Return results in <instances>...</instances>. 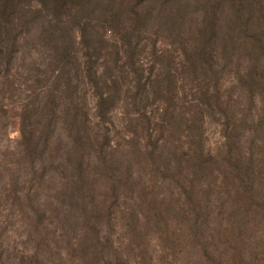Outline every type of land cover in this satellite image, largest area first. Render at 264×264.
I'll list each match as a JSON object with an SVG mask.
<instances>
[{
    "label": "trees",
    "instance_id": "obj_1",
    "mask_svg": "<svg viewBox=\"0 0 264 264\" xmlns=\"http://www.w3.org/2000/svg\"><path fill=\"white\" fill-rule=\"evenodd\" d=\"M83 1L53 0L52 9L63 15L83 8ZM19 2L0 0V43L4 45L0 56L27 34L17 19L40 11L37 5L35 11ZM234 7L231 31L226 33L225 23L217 18L216 31L204 27L197 37L188 38L191 42L181 50L184 62L154 61L149 67L116 62L114 71L106 63L93 67L76 57L73 62L65 44L66 21L41 18L36 13L42 33H49L60 49L59 55L58 49L54 52L60 65L43 89V100L46 94L47 98L42 110L35 107L37 98H25L17 157L5 161L15 169L22 165L27 182L33 180L28 176L36 170L42 175L37 188L19 186L16 177L12 189L7 183L2 189L9 191L8 197L17 206L27 238L22 242L23 252L14 255L9 264H62L64 257L68 262L63 264H73L78 249L86 257L96 248L91 235L95 241L103 240L104 223L115 206L129 203L134 208L139 202L133 196L139 199L141 194L147 198L141 199L143 203H149L148 194L166 182L176 189L172 194L182 195L188 193L185 187L196 188L191 178L198 175L240 178L242 172L264 173V112L253 117L248 104L256 96L252 85L264 87V63L258 52L262 47L252 44L256 35L250 32V16L244 15L241 5L234 2ZM136 13L140 17V12ZM12 33L16 35L11 40ZM231 58L236 70L232 89L240 90L225 96L219 78L215 79L216 67ZM13 59L7 56L6 60ZM245 61L248 64L244 65ZM2 65L0 61V68ZM180 72L185 73L184 78ZM3 98L7 101L10 97ZM116 111L122 115L118 122L112 117ZM91 117L99 119L95 124L100 130L94 133L87 125ZM210 120L221 125L222 141L216 147L208 141L206 124ZM55 127L64 129V134L56 133ZM104 176L108 181H102ZM181 177L186 178L185 183H180ZM38 188L46 190L42 202H35L33 197ZM3 244L5 241L1 249Z\"/></svg>",
    "mask_w": 264,
    "mask_h": 264
},
{
    "label": "rangeland",
    "instance_id": "obj_2",
    "mask_svg": "<svg viewBox=\"0 0 264 264\" xmlns=\"http://www.w3.org/2000/svg\"><path fill=\"white\" fill-rule=\"evenodd\" d=\"M21 1L19 5L33 7L31 10L35 11L37 5L40 11L26 13L17 19V24L21 23V29L27 34L16 41L18 45L8 46L9 51L4 49L5 54L1 55L4 58L0 56L3 64L0 68V244L5 241L4 249L0 248V264H9L14 255L21 254L22 242L27 240L17 206L8 197L9 191L2 190L5 183L12 189V181L19 177L17 183L27 189L42 184L40 171L28 176L33 180L27 182L22 165L15 169L5 161L17 157L25 98L29 95L34 96V99L29 96L32 101L37 98L35 107L42 110L47 98L46 94L43 100V89L52 82V71L60 65V59H55V49L58 55L60 49L50 40L49 33H42L43 25L38 24L36 13L41 18L66 21L63 22L65 44L74 56L73 62L76 57L78 62L86 60V65L93 67L106 63L114 71L116 62L119 65L140 63L145 67L154 61L184 62L181 50L191 42L188 38L197 37L204 27L216 31L219 28L217 18L225 23L226 33L231 31V18L237 10L235 2L242 6L244 15L250 16V32L256 35L252 44L261 45L258 52L264 63V0H84L83 8H73L63 15L52 9L53 0ZM136 10L140 17L135 14ZM209 22L212 24H207ZM44 23L49 26L46 20ZM14 35L12 33L9 39ZM1 47H4L2 43ZM161 49L165 52L161 53ZM7 56L14 59L7 61ZM231 60L216 67L215 79L219 78L225 96L240 90L232 89L236 70ZM179 76L184 78L185 73L180 72ZM252 87L256 96L248 104L253 117H257L264 112V87ZM87 94L90 100L91 92ZM4 96L10 98L5 101ZM112 117L118 122L121 112L116 111ZM98 120L91 117L88 121L91 133L100 130L95 124ZM206 127L208 141L216 147L222 141L221 125L210 120ZM59 131L64 134V129L57 128L56 133ZM241 174L240 178L212 173L192 177L196 188L188 190L185 187L188 193L182 192V195L176 191L173 195L176 189L166 182L155 193L148 194L149 203L141 200L147 199L146 194H141L139 199L133 196L139 204L134 208L129 203L115 206L104 223L103 240L95 241V236L91 235V244L96 248L86 257H82V250L78 249L73 264H264V173ZM102 181L108 178L104 176ZM185 182L186 178L181 177L180 183ZM36 192L35 202L44 201L46 190L38 188ZM124 195L125 192L123 198ZM151 197L160 201L151 200ZM66 262L68 259L64 257L61 263Z\"/></svg>",
    "mask_w": 264,
    "mask_h": 264
}]
</instances>
